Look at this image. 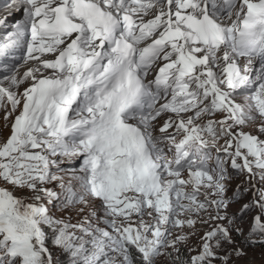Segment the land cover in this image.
<instances>
[{
	"label": "snow or ice",
	"instance_id": "obj_1",
	"mask_svg": "<svg viewBox=\"0 0 264 264\" xmlns=\"http://www.w3.org/2000/svg\"><path fill=\"white\" fill-rule=\"evenodd\" d=\"M8 6L0 264H235L264 245V0Z\"/></svg>",
	"mask_w": 264,
	"mask_h": 264
},
{
	"label": "rangeland",
	"instance_id": "obj_2",
	"mask_svg": "<svg viewBox=\"0 0 264 264\" xmlns=\"http://www.w3.org/2000/svg\"><path fill=\"white\" fill-rule=\"evenodd\" d=\"M2 115L3 113L2 111H0V139L6 137L8 134V130L3 128ZM246 130L254 131V126L251 129H246ZM242 179H243L242 177L233 173V180L230 183L229 190L230 191L233 190L236 184H238ZM17 194L26 195L27 193L25 191H19L17 192ZM57 215L60 216L63 215V213L57 212ZM78 219L79 217L75 215V213H72V221L76 222ZM191 242L195 244L196 243L195 238H192ZM49 248L50 250L53 251L54 255H56L59 251L58 249L53 248L50 243H49ZM159 260L161 264H164V262L167 261V257H161L159 258ZM235 264H264V245L256 244V245L246 246V255L239 259H236Z\"/></svg>",
	"mask_w": 264,
	"mask_h": 264
},
{
	"label": "bare ground",
	"instance_id": "obj_3",
	"mask_svg": "<svg viewBox=\"0 0 264 264\" xmlns=\"http://www.w3.org/2000/svg\"><path fill=\"white\" fill-rule=\"evenodd\" d=\"M12 13L15 14L16 12L13 11Z\"/></svg>",
	"mask_w": 264,
	"mask_h": 264
}]
</instances>
